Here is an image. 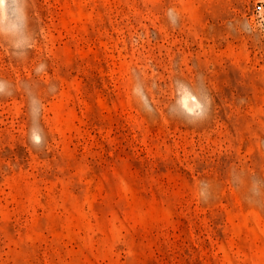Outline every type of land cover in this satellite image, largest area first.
<instances>
[{"label":"rangeland","instance_id":"obj_1","mask_svg":"<svg viewBox=\"0 0 264 264\" xmlns=\"http://www.w3.org/2000/svg\"><path fill=\"white\" fill-rule=\"evenodd\" d=\"M0 264H264V0H0Z\"/></svg>","mask_w":264,"mask_h":264},{"label":"built area","instance_id":"obj_2","mask_svg":"<svg viewBox=\"0 0 264 264\" xmlns=\"http://www.w3.org/2000/svg\"><path fill=\"white\" fill-rule=\"evenodd\" d=\"M261 9H262V5H260V4H257V5L254 6V10H255L256 12H260Z\"/></svg>","mask_w":264,"mask_h":264}]
</instances>
